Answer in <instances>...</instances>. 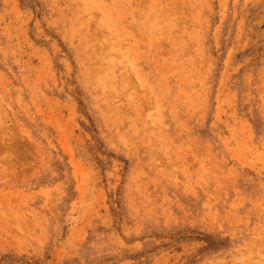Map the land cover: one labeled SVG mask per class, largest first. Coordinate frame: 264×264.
<instances>
[{
	"label": "rangeland",
	"instance_id": "1",
	"mask_svg": "<svg viewBox=\"0 0 264 264\" xmlns=\"http://www.w3.org/2000/svg\"><path fill=\"white\" fill-rule=\"evenodd\" d=\"M0 264H264V0H0Z\"/></svg>",
	"mask_w": 264,
	"mask_h": 264
}]
</instances>
